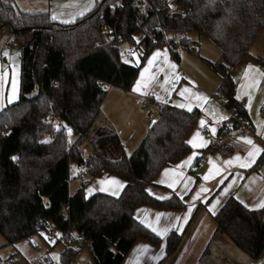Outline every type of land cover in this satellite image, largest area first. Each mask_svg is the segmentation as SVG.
Wrapping results in <instances>:
<instances>
[{
  "label": "trees",
  "instance_id": "trees-1",
  "mask_svg": "<svg viewBox=\"0 0 264 264\" xmlns=\"http://www.w3.org/2000/svg\"><path fill=\"white\" fill-rule=\"evenodd\" d=\"M172 3L175 9L166 0L131 4L100 0L75 22L65 24L48 12L22 11L0 0V32L7 31L8 41L22 53L19 101L0 112V234L8 245L39 235L46 220L58 227L65 242L59 264H73L82 247L89 249L95 264H122L137 239L158 241L135 219L134 211L144 205L181 207L175 199L155 200L146 187L161 168L190 152L186 136L195 125V115L162 107L154 126L129 156L117 134L95 126L107 88L130 90L153 48L168 45L179 60L181 50L200 55L199 42H192L189 34L207 39L222 58L205 60L221 80L218 97L236 119L248 120L245 104L235 97L232 73L264 31V0ZM140 31L145 34L141 60L126 63L119 46L140 48L134 38ZM57 120L77 136L72 145L66 130L56 126ZM89 138L92 153L86 157L80 145ZM263 160L264 155L259 163ZM71 161L86 168L90 178L107 171L125 179L127 186L119 198L102 193L87 198L84 180L71 195ZM215 220L252 259L262 256V211H250L231 197ZM76 240L79 247L73 245ZM180 242V235L171 234L168 254Z\"/></svg>",
  "mask_w": 264,
  "mask_h": 264
},
{
  "label": "crops",
  "instance_id": "crops-1",
  "mask_svg": "<svg viewBox=\"0 0 264 264\" xmlns=\"http://www.w3.org/2000/svg\"><path fill=\"white\" fill-rule=\"evenodd\" d=\"M4 1L22 11L48 12L57 17L55 21L64 23L85 15L100 0ZM1 36L0 39L3 38ZM207 44L199 42L200 55L181 50L179 60L172 56L168 45L155 47L143 62L130 90L107 88L95 126L117 134L128 156L148 134L151 122L157 121L162 107L172 106L196 117L194 127L186 136L190 152L179 161L161 168L146 187L147 193L155 200L175 199L181 207L144 205L136 208L135 219L158 241L137 239L122 264H264V253L257 260L252 259L219 229L215 220L231 197L250 211H262L264 218V207H260L264 204V160L259 163L264 155V112L261 110L264 106V31L232 73L235 97L245 104L248 120L236 119L224 105L225 100L218 97L221 80L205 60L218 62L222 58L217 48ZM141 49L143 45L138 48L134 63L140 62ZM18 50L16 54L13 48L0 51V112L20 98L21 59L17 55ZM155 53L160 55L153 59ZM149 59H152L151 65ZM184 89L187 91L181 95ZM233 118L241 124L239 129L230 124ZM201 120L205 121L204 126H201ZM58 123L69 135L70 128L62 121ZM223 128H227L231 135L226 151L220 152L213 150L211 143ZM248 140L252 144L247 143ZM253 145L260 149L254 154V162L248 157ZM230 160L232 163L227 164ZM78 169L80 171L84 167ZM86 180L87 198L97 193L119 198L127 186L125 179L107 171H100L90 178L86 170ZM80 181L76 189L81 187L83 181ZM202 187L206 191L201 192ZM197 193L199 197H196ZM70 194L73 195L71 191ZM173 233L181 236V242L175 252L168 254L167 241ZM44 257L49 259L48 255Z\"/></svg>",
  "mask_w": 264,
  "mask_h": 264
},
{
  "label": "rangeland",
  "instance_id": "rangeland-1",
  "mask_svg": "<svg viewBox=\"0 0 264 264\" xmlns=\"http://www.w3.org/2000/svg\"><path fill=\"white\" fill-rule=\"evenodd\" d=\"M169 5L172 9H175L174 4L172 3V0H169ZM70 21V22H75ZM69 22V23H70ZM0 35L3 36L2 39H0V51L4 52V46L9 43L8 41V33L7 31H1ZM1 36V37H2ZM145 34L140 31L135 34L134 38L138 45H142L144 40ZM188 37L192 41L200 42L201 45L204 43L207 44L209 47H215L212 43H210L207 39L203 37H199L196 33H191L188 35ZM15 44V43H14ZM127 43L120 44L119 48L121 51L128 48ZM216 48V47H215ZM214 48V49H215ZM19 49V46L15 44V47H13V50L16 54V51ZM20 50V49H19ZM59 120L56 121V126ZM61 126V125H60ZM92 136V134H91ZM77 136L70 132L67 140L69 142V145H72L73 142ZM92 138V137H91ZM91 138L87 139L80 145V150L84 155H89L92 152V146H91ZM78 167L75 162L71 161L70 164V191L72 194H75V192L78 190L76 187L81 184L80 179L78 178ZM35 243L37 244V247L35 246ZM73 245L76 247H79V241L76 240ZM65 248V242L63 239L59 241L58 243H48L44 239H42L39 235H34L32 237V241H30V238L22 240L15 245H8L4 237L0 234V262H7L11 259V257L15 254H21L22 258L20 260L15 261V264H37V262L43 258L45 255L49 256V261L54 264H59L60 262V256ZM73 264H95L94 260L92 258L91 252L87 247L80 248L79 254L76 256V258L73 260Z\"/></svg>",
  "mask_w": 264,
  "mask_h": 264
},
{
  "label": "built area",
  "instance_id": "built-area-1",
  "mask_svg": "<svg viewBox=\"0 0 264 264\" xmlns=\"http://www.w3.org/2000/svg\"><path fill=\"white\" fill-rule=\"evenodd\" d=\"M170 1L166 0V4H169ZM152 38L156 40V34L154 32L150 33ZM15 47V44L13 42H9L7 45L4 46L5 50H9L11 48ZM138 54V49L136 47H129L128 49L121 51V59L126 63H133L134 57ZM18 57L22 56L21 50H18L17 52ZM225 105V102H224ZM261 110L264 112V106H262ZM49 118V114L46 115L45 119L47 120ZM154 122H151V128L154 126ZM231 135V132L227 128H223L220 135L216 137L212 143L211 148L216 151L224 152L228 147V137ZM86 175V169H81L79 171V178L84 181ZM47 202V201H46ZM57 233H59V236H57ZM39 236L44 239L46 242L49 241H56L57 239L61 240V234L58 229V227L51 221L46 220L44 223V226L42 227ZM47 237V238H46ZM30 241H32V237H30ZM35 246L37 247V244L35 243ZM22 258L21 254H15L11 257L10 260L7 262L1 261L0 264H15V261L20 260ZM37 264H54L49 261L48 258L43 257L41 258Z\"/></svg>",
  "mask_w": 264,
  "mask_h": 264
},
{
  "label": "snow or ice",
  "instance_id": "snow-or-ice-1",
  "mask_svg": "<svg viewBox=\"0 0 264 264\" xmlns=\"http://www.w3.org/2000/svg\"><path fill=\"white\" fill-rule=\"evenodd\" d=\"M56 18H57L56 16H53V17H52V19H54V20H55ZM69 22H70V21H64V23H69ZM159 55H160L159 53H155L154 56H153V59H155V58H156L157 56H159ZM148 63H149V65H151V64H152V59H149ZM133 90L136 91L137 89L134 88ZM186 91H187V89H184L183 92H181L180 94L183 95L184 92H186ZM9 102H11V101L9 100ZM165 102H166V101H165ZM177 106H179V107H183L184 105H177ZM189 111H191V108H189ZM200 124H201V126H204L205 121L201 120V121H200ZM212 130H213V132L215 131V129H212ZM68 132L70 133V132H71V129H68ZM196 135H198V133H197ZM247 143L252 144V141H251V140H248ZM259 151H260V149L257 148L255 145H253L252 150H250V151L248 152V157H249V158H252V162H254V154H255L256 152H259ZM13 159H16V157H13ZM236 159H240V157H236ZM185 163H187V162H185ZM226 163H227V164H231L232 161L230 160V161H227ZM242 166H250V165H242ZM206 178H207V177H205V179H206ZM221 182H223V181H221ZM200 191L203 192V191H206V189H204V188L202 187ZM196 197H199V193L196 194ZM181 199H183L182 196H181ZM260 207H264V204H261ZM177 219H179V217H177ZM153 230L155 231V229H153ZM166 231H167V229H165V232H166ZM158 234H159V233H158ZM57 236H59V233H57ZM46 238H47V237H46Z\"/></svg>",
  "mask_w": 264,
  "mask_h": 264
},
{
  "label": "water",
  "instance_id": "water-1",
  "mask_svg": "<svg viewBox=\"0 0 264 264\" xmlns=\"http://www.w3.org/2000/svg\"><path fill=\"white\" fill-rule=\"evenodd\" d=\"M131 2H132V0H129V4H131ZM161 21H162V24L165 23V13L161 14ZM230 124L233 125L234 129H239L241 127V124L235 118L231 119Z\"/></svg>",
  "mask_w": 264,
  "mask_h": 264
}]
</instances>
